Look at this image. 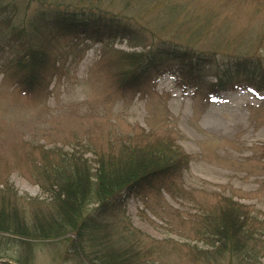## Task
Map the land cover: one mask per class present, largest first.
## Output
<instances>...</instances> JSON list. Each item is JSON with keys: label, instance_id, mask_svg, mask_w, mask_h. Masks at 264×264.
I'll return each instance as SVG.
<instances>
[{"label": "rangeland", "instance_id": "rangeland-1", "mask_svg": "<svg viewBox=\"0 0 264 264\" xmlns=\"http://www.w3.org/2000/svg\"><path fill=\"white\" fill-rule=\"evenodd\" d=\"M55 5L121 15L138 41L56 43L41 86L26 92L3 34ZM159 46L186 53L192 72L165 66L135 81L139 93L121 90ZM163 142L186 156L172 176L91 222L89 192L67 218L55 177L75 159L91 169L125 146ZM225 199L248 216L244 256L203 239L204 218L220 217ZM1 209L16 234H0V264H93L104 254L125 264H264V0H0ZM83 221L92 238L83 233L81 246L71 232Z\"/></svg>", "mask_w": 264, "mask_h": 264}, {"label": "trees", "instance_id": "trees-1", "mask_svg": "<svg viewBox=\"0 0 264 264\" xmlns=\"http://www.w3.org/2000/svg\"><path fill=\"white\" fill-rule=\"evenodd\" d=\"M57 6L59 5L49 10H40L29 21L20 19L17 27L8 28L3 34L4 47L11 53L13 68L26 92L32 93L37 86H41L43 73L51 59L52 46L56 43L81 37L96 44H108L117 39L132 43L137 39L133 35L135 31L121 15L110 14L93 7L68 10ZM186 58V53L172 47H153L141 56L130 74L120 81L119 88L131 89L139 93L140 84L135 81L141 75H147L152 71L157 73L158 68L165 66H171L176 71L192 72ZM72 159L69 161L72 162ZM75 160L67 170L60 171L58 177H55V181L59 184L55 187H60L63 192V211L70 220L76 216L75 213H80L83 209L88 201L86 198L88 193H93L95 200L92 202L96 201L98 206L92 210L89 209L90 211L85 215L91 222L97 214L99 218H103L119 210L127 195L137 193L153 182L162 183L180 169L186 161V156L173 143L163 142L150 148H143L137 144L125 146L119 150L118 155L109 156L107 161L99 159L96 168L90 169L85 165V161ZM224 202L230 206L224 209L220 217L204 218L203 239L213 241L215 238L218 244L216 249L228 250L231 254L244 256L250 251L246 242H250L252 235L247 226L248 216L246 213L241 214L239 209L233 207L235 204L230 200L225 199ZM8 215L5 210H0V234H16L9 229L11 225L7 223ZM84 221L79 228L71 232L78 236L81 246H83L82 239L84 242V236L81 237L83 233L88 235L89 241L90 237L92 238L89 236L91 234L84 232L85 229L81 228ZM68 225L75 227L70 222ZM63 229L65 230V227ZM240 233L243 242L238 240ZM65 234L67 232L62 235ZM118 255L116 259L114 255L104 254L103 259L101 256L97 260L102 259V262H98L99 264H125L126 261L121 258L123 255ZM94 262L93 264H98Z\"/></svg>", "mask_w": 264, "mask_h": 264}]
</instances>
